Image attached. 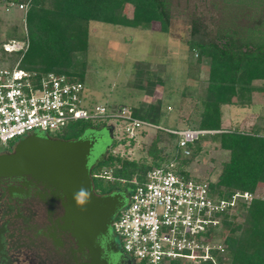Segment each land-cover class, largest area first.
I'll return each mask as SVG.
<instances>
[{"label": "trees", "instance_id": "obj_1", "mask_svg": "<svg viewBox=\"0 0 264 264\" xmlns=\"http://www.w3.org/2000/svg\"><path fill=\"white\" fill-rule=\"evenodd\" d=\"M11 5H26L25 26L28 49L23 54L21 65L27 71L40 74L53 72L66 76L70 81L83 84V75L88 61V31L91 22L109 24L136 30H148L157 24L159 31L171 33L173 18L171 0H5ZM259 16L244 28L236 27L218 33L213 38L198 36L199 30L193 25L186 40V46L197 59L193 66L195 80H199V68L205 64L208 68L203 98L200 108L195 111L196 121L183 120L191 124L188 128L206 131H220L212 135L220 149L229 153L228 161L221 165L217 179L190 176L189 168L200 154L201 143L205 139L191 144L190 156H176V138L163 131H157L146 150V156L140 161L128 160L119 153H113L115 147H130L135 140L114 137L111 128L105 122L78 121L69 124L52 137L71 141L83 136L88 129L106 128L110 131L112 143L107 152L91 172L95 191L100 193L128 189L136 178L145 180L146 174L153 168L166 167L170 171L186 176L194 181L205 180L217 198L228 199L239 191L253 195L248 205H238L231 216H226L220 228L210 230L212 260L200 264H264V134L258 130L242 132L222 129L223 107H248L253 103L254 94L264 90V0H260ZM130 16H127L128 12ZM25 39L23 32L14 26L1 43L4 62H16L19 55L11 54L9 59L2 46L11 41ZM192 56L190 61H192ZM13 64V63H12ZM136 78L140 71L137 70ZM155 74L151 79L137 82L135 86L152 95L156 85L164 84ZM201 82V81H199ZM84 85V84H83ZM260 87V88H259ZM109 109L126 105L108 104ZM130 108V107H129ZM132 114L156 125L162 115L161 100L155 104H141L130 108ZM145 133H143L144 135ZM15 143H12L10 148ZM128 149V148H126ZM10 150V149H9ZM108 172L111 179L103 175ZM124 181V183L122 182ZM120 215V214H119ZM118 215V217H119ZM117 217V219H118ZM168 264H186L173 261Z\"/></svg>", "mask_w": 264, "mask_h": 264}, {"label": "built area", "instance_id": "obj_2", "mask_svg": "<svg viewBox=\"0 0 264 264\" xmlns=\"http://www.w3.org/2000/svg\"><path fill=\"white\" fill-rule=\"evenodd\" d=\"M19 8L24 9L25 39L2 46L4 52L19 58L0 68V154L26 136L50 135L78 121L105 122L113 135L117 127L127 140H136L146 128L163 131L176 138V156L184 157L190 156L188 147L200 137L220 132L156 125L135 117L127 106L111 110L105 104L91 105L82 83L53 72L22 69L20 62L29 46L27 6ZM103 175L111 179L108 172ZM130 184L128 205L112 228L123 253L134 264H200L212 260L210 253L215 247L210 230L220 228L238 205H248L253 199L252 194L239 191L228 199L217 198L207 181L191 180L166 167L153 168L143 182L134 178Z\"/></svg>", "mask_w": 264, "mask_h": 264}, {"label": "rangeland", "instance_id": "obj_3", "mask_svg": "<svg viewBox=\"0 0 264 264\" xmlns=\"http://www.w3.org/2000/svg\"><path fill=\"white\" fill-rule=\"evenodd\" d=\"M259 2L171 0L173 29L169 34L161 33L157 24H152L148 30H136L91 22L88 31V61L82 80L86 101L91 105L122 104L138 108L141 104L150 105L161 100L163 110L157 123L175 129L188 128L191 124L187 125L183 120L189 118L192 124L196 121L195 111L200 108L199 101L203 98L206 86L204 81L208 73L207 66L201 64L198 82L189 76L188 70L193 74L190 66L197 59L196 53L192 56L186 46L191 27L196 24L198 36L209 39L226 30L244 28L258 18ZM23 11L19 6L0 0V59L3 57L1 43L6 41L7 34L14 26L18 28L19 34L22 32ZM130 15L129 10L127 16ZM10 56L7 54L4 59L7 61ZM190 56L193 57L192 61L189 60ZM7 63H1L0 68L8 66L10 62ZM21 68L24 69L23 66ZM137 70L140 71L138 78ZM155 74L164 80V84L156 85L152 95H147L145 90L135 86L137 82L147 77L151 79ZM253 98L252 105L248 107H223L222 122L225 128L222 129L242 132L258 130L264 134V90L254 94ZM57 132H51L50 135H57ZM120 133L116 127L114 137L124 139ZM144 133L136 138L134 145L117 146L113 153H120L130 161H140L146 156V150L157 131L146 128ZM201 139L205 140L201 143L200 154L189 168L190 176L208 177L215 181L221 165L228 161L229 153L220 149L219 143L211 137L202 136ZM97 140L92 161L100 158L112 143L107 127L101 128Z\"/></svg>", "mask_w": 264, "mask_h": 264}, {"label": "water", "instance_id": "obj_4", "mask_svg": "<svg viewBox=\"0 0 264 264\" xmlns=\"http://www.w3.org/2000/svg\"><path fill=\"white\" fill-rule=\"evenodd\" d=\"M95 145L96 140L88 133L71 141L35 133L18 140L10 152L0 154V182L20 178L24 190L14 191L16 194L45 204L61 201L67 229L74 226L76 238H83L82 244L88 247L96 234L113 226L119 197L102 198L93 193L89 159ZM88 264L107 263L92 252Z\"/></svg>", "mask_w": 264, "mask_h": 264}, {"label": "flooded vegetation", "instance_id": "obj_5", "mask_svg": "<svg viewBox=\"0 0 264 264\" xmlns=\"http://www.w3.org/2000/svg\"><path fill=\"white\" fill-rule=\"evenodd\" d=\"M99 132L101 129H88L83 136L91 134L97 143ZM92 154L89 165H92L93 170L104 154L96 161H92ZM16 190H24L22 179L12 178L0 182V264H88L92 252L99 253V259L107 264H134L123 253L112 226L103 234H96L93 244L88 247L82 244L83 238H76L74 226L70 225L67 229L69 224L66 225L63 219L65 209L61 201L57 200L53 205L50 202L45 204L39 199L32 200L16 194ZM92 190L97 197L119 196L116 198L114 223L128 205L131 191L121 189L100 193L95 191L93 183ZM34 247L37 249L34 250Z\"/></svg>", "mask_w": 264, "mask_h": 264}, {"label": "crops", "instance_id": "obj_6", "mask_svg": "<svg viewBox=\"0 0 264 264\" xmlns=\"http://www.w3.org/2000/svg\"><path fill=\"white\" fill-rule=\"evenodd\" d=\"M255 98H253L252 100H254ZM222 128H225L224 126H223V122H222Z\"/></svg>", "mask_w": 264, "mask_h": 264}]
</instances>
